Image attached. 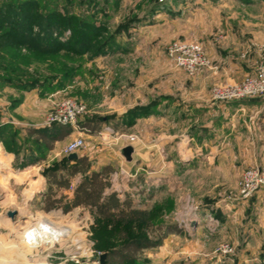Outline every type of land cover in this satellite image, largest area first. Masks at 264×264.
Masks as SVG:
<instances>
[{
	"label": "rangeland",
	"instance_id": "rangeland-1",
	"mask_svg": "<svg viewBox=\"0 0 264 264\" xmlns=\"http://www.w3.org/2000/svg\"><path fill=\"white\" fill-rule=\"evenodd\" d=\"M43 2L91 20L114 37L102 55L75 57V76L56 88L22 91L0 82V258L5 264H30L29 251L19 246L18 232L31 217L49 211L45 210L48 185L43 171L46 164L37 161L50 159L26 130L45 126L52 103L62 98L86 106V113L79 118L80 127L84 122L98 125L91 133L83 131L79 135L72 131L73 135L70 134V140L77 136L83 138L85 146L79 153L87 154L90 167L111 166L110 175L118 174L115 186L131 188L128 183H133L131 197L149 200V196H154V203L150 204L154 225H174L179 230L178 237L164 239L159 247L144 251V264H153L155 255L157 264H186L187 253L178 252L190 241L211 243L213 255L229 260L230 264L236 261L264 264V217L260 216L264 211V186L246 199L239 196V182L245 170L254 165L264 167V164L247 165L232 180L219 179L213 182L214 186L202 187L193 167L182 169L177 150L170 151L166 131L171 129H167L162 119L152 118L162 115L170 101L180 102L185 95L180 84L197 80L185 79L182 70L179 73V69L167 63L165 52L171 43L198 41L215 72L223 66L231 68L232 73L239 71L236 73L240 76L234 75L239 81L264 66V0H42L40 3ZM37 69L40 74L45 71L40 66ZM216 85L226 83L219 80L210 83L211 100V90ZM29 91H36L39 97L33 112L41 114L35 119H23L12 112ZM135 92L139 97L133 102ZM45 99L50 100L49 107L41 106ZM251 99L264 100V96L243 100ZM119 105H126L121 114L117 113L121 110ZM138 120H142L138 127L131 129ZM116 123L124 127L123 136L121 132L115 136L109 129ZM126 145L138 152L135 155L138 160L133 165L121 155ZM151 150L154 155L148 153ZM59 152L50 164L61 161L64 156ZM169 159L174 162L166 168ZM23 170L27 175H19L17 183L7 174ZM224 173L230 176L231 171ZM244 201H247L244 211L252 212L251 234L234 232L221 237V221L215 212L226 210L233 214L238 208L230 206H242ZM207 203L214 207L204 213L202 209ZM64 204L62 201L58 206L62 208ZM9 211L15 215L8 217ZM256 211L258 215H254ZM207 216H212L215 222H209ZM103 228L101 222L93 220L92 240L93 234L96 237ZM196 228L200 229L194 236ZM148 236L158 237L153 231ZM242 240L247 243L244 248ZM110 242L117 245L120 241L113 237ZM225 245L232 251L219 253L217 249ZM195 253L199 254L193 250L188 254L195 256Z\"/></svg>",
	"mask_w": 264,
	"mask_h": 264
},
{
	"label": "trees",
	"instance_id": "trees-1",
	"mask_svg": "<svg viewBox=\"0 0 264 264\" xmlns=\"http://www.w3.org/2000/svg\"><path fill=\"white\" fill-rule=\"evenodd\" d=\"M40 2L0 0V82L22 91L58 87L75 76V57L102 55L105 46L113 43L114 35L108 34L103 26L49 2ZM105 34L108 36L103 38ZM39 66L47 73L40 74ZM97 128L91 122L81 124L87 133ZM26 132L39 149L48 152L56 142L68 137L72 129L52 124L28 128ZM42 160L45 159L38 158L37 162ZM88 161L86 156L75 160L64 156L59 163L45 168L43 176L48 185L45 210L59 207L62 201H65L63 212L77 206L89 208L94 220L104 225L96 237L93 234V240L95 249L106 254L105 264H144V251L159 247L167 235L179 230L174 225H154L151 211L133 208L129 194L120 200L118 192L110 189L111 166L91 171ZM77 175L80 177L68 198L61 191L69 189ZM150 231L158 237L150 238ZM113 237L119 239V244L110 242Z\"/></svg>",
	"mask_w": 264,
	"mask_h": 264
},
{
	"label": "crops",
	"instance_id": "crops-1",
	"mask_svg": "<svg viewBox=\"0 0 264 264\" xmlns=\"http://www.w3.org/2000/svg\"><path fill=\"white\" fill-rule=\"evenodd\" d=\"M166 61L167 63L169 62L167 58ZM178 72L182 73L180 70ZM236 72L239 73V71ZM236 72L232 73L231 68L225 66L220 67L218 72H215L213 69L205 70L197 80L180 84L185 95L180 99L178 104L170 101L164 106L165 108L162 115L156 116V114L152 116V118L162 119L167 129H171V131H166L169 136V138L168 136L166 137L169 139L167 145L170 151H172L171 149L173 148L177 150V154L180 155L179 161H181L182 169H190L193 167L192 169L196 172L197 179L202 187L214 186L216 184L213 182L219 181V179L232 180L234 176L238 175L243 167L247 165L264 164V100L251 99L252 101L239 100L216 102L211 100L209 95V85L215 80L222 81L226 84L239 82V80L234 77V75H238ZM182 75L185 79H189L184 73H182ZM137 93L138 92H135L134 96ZM138 97L137 94L133 102H135ZM37 100H39V97L36 91L25 92L22 103L12 109V112L23 119H28L29 117L35 119L38 114H41L33 112V105ZM43 101L41 106L49 107L50 100L45 99ZM166 102L167 101L164 102V105ZM125 107L126 105H119L118 109L121 110L117 113H123ZM148 120L151 121V119ZM141 121L142 120H138L137 124L131 129L138 127ZM109 129L115 136L119 135L120 132L121 136H123L122 131H124V127L122 124L116 123L110 126ZM72 135H69L62 141L56 142L53 149L47 152V158L51 161L57 159L58 155H60L59 151L70 141ZM148 153L154 155L152 150ZM137 154L138 152L134 147L132 160L130 161L131 165L138 160V158H135ZM77 155L78 157L85 155L87 157V154H81L79 152ZM50 160H42L39 162H41L42 165L46 164L47 167L51 165ZM173 162L172 159H169L165 163V167H171ZM105 165L106 164H102L100 167L91 166L90 170L99 171ZM229 171H231L230 176L228 173H224ZM79 177L80 175L75 176L71 182H74L76 185ZM186 178H189V176ZM129 185H131V188H124L119 191L121 193L118 192V198L120 200L124 198L125 194H129L131 197L132 194L130 191L135 187L133 183L129 182L128 186ZM106 192H109V189H107ZM61 193L68 198L72 196V193L67 190H62ZM148 198L149 200H140L132 196V207L150 211V204L154 203L155 198L152 195ZM246 203L247 201H244L242 206L239 204H237V206H230L238 208L233 214L226 210H224V212H215V217L217 216L221 221L222 228L219 232L221 237L224 236V234L233 235L234 232H242L244 235L246 233L251 234L252 212L244 211L245 205L247 206ZM209 204L210 203H207L203 206L202 211L204 213L211 211L214 207V205ZM226 208H228V206H226ZM248 208L249 207H247V209ZM254 215H258V212L256 211ZM260 216L264 217V211L263 215L260 214ZM199 229L200 228L195 229L194 236L198 235ZM178 236L179 234L177 233L169 234L165 240ZM246 245V240H242L243 248L246 247ZM211 246H213L211 243L200 244V242L198 243L197 241H195V243L190 241L186 246H182L183 248L180 249L178 254L187 253L185 256L186 264H230L229 260H222L220 257L213 255ZM192 250L199 252V254L195 253L197 255L190 256L188 253ZM152 263H158L156 255ZM237 263L239 262L236 261V264Z\"/></svg>",
	"mask_w": 264,
	"mask_h": 264
},
{
	"label": "built area",
	"instance_id": "built-area-1",
	"mask_svg": "<svg viewBox=\"0 0 264 264\" xmlns=\"http://www.w3.org/2000/svg\"><path fill=\"white\" fill-rule=\"evenodd\" d=\"M166 58L175 68L182 70L190 79L198 78L205 70L212 69L202 45L196 40H183L171 43L166 48ZM264 96V66H259L255 73L246 76L234 84L216 85L211 90V97L216 102L239 101ZM86 113L83 103L62 98L52 103L46 115L45 126L52 124L69 126L74 133L83 134L79 118ZM85 146L81 136L70 140L63 148V156L78 153ZM118 174L109 177L111 189L119 192L115 186ZM75 186L70 183L68 192ZM264 186V167L254 165L243 173L239 182V196L246 199L257 189ZM121 193V192H119ZM196 217V216H195ZM194 217V218H195ZM193 218V217H192ZM214 223L212 216H207ZM31 221L18 232L19 246L29 251L30 264H100L102 254L94 248L92 225L94 216L84 206L71 208L63 212L55 207L47 213L31 217ZM221 254L232 251L228 246L217 249Z\"/></svg>",
	"mask_w": 264,
	"mask_h": 264
},
{
	"label": "water",
	"instance_id": "water-1",
	"mask_svg": "<svg viewBox=\"0 0 264 264\" xmlns=\"http://www.w3.org/2000/svg\"><path fill=\"white\" fill-rule=\"evenodd\" d=\"M132 153H133V148H132V146H129V145L123 147L121 150V155L127 162H130L132 160ZM66 158L68 160H75L78 158V155H77V153H71V154L67 155ZM14 215H15V212H13V211L7 212L8 217H13ZM105 258H106V254H101L99 256L100 264H105Z\"/></svg>",
	"mask_w": 264,
	"mask_h": 264
},
{
	"label": "bare ground",
	"instance_id": "bare-ground-1",
	"mask_svg": "<svg viewBox=\"0 0 264 264\" xmlns=\"http://www.w3.org/2000/svg\"><path fill=\"white\" fill-rule=\"evenodd\" d=\"M7 170L9 169V168H6ZM23 173H26V170H23V172H20V173H17V172H8L7 174L8 175H12V177L14 178V182L15 183H17V178L19 177V175H22ZM26 175H27V173H26ZM36 181H38V180H36ZM36 181H34V182H36ZM21 183H23V182H21ZM40 185V184H39ZM33 193H31V195H32ZM30 199H31V196H30ZM16 247H18V246H16ZM21 247V246H20ZM24 252H22L21 254H23ZM10 260V259H9ZM6 262L5 261H3L1 258H0V264H5ZM8 263H10L9 261H8Z\"/></svg>",
	"mask_w": 264,
	"mask_h": 264
}]
</instances>
